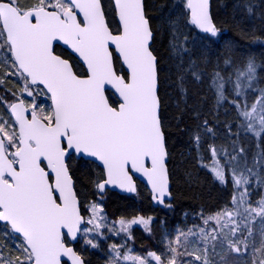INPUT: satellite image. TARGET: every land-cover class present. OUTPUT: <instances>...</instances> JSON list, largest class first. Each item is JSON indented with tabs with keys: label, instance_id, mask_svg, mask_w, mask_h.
I'll use <instances>...</instances> for the list:
<instances>
[{
	"label": "snow or ice",
	"instance_id": "obj_1",
	"mask_svg": "<svg viewBox=\"0 0 264 264\" xmlns=\"http://www.w3.org/2000/svg\"><path fill=\"white\" fill-rule=\"evenodd\" d=\"M240 7L255 14L250 3ZM176 8L200 32L220 34L210 0H183ZM161 29L177 59L173 83L182 104L172 118L179 126L188 109L200 119L199 106L188 102V83H203L205 70L194 60L185 64L188 36L177 19L168 16ZM161 29L153 27L145 0H112L110 7L104 0H0V264H87L77 245L99 248L103 229L127 234L124 243L109 245L108 264H218L216 256L219 264H264V87L257 86L261 65L254 57L233 73L210 74L212 110L224 107L231 117L223 122L227 143L208 144L210 170L221 184L231 182L233 207L202 217L207 228L165 236L163 252L138 255L127 240L133 225L150 233L152 217H121L109 226L100 203L80 199L74 159L99 162L93 183L101 199L109 185L136 192L140 173L152 200L172 207L155 48ZM241 32L264 44V37ZM61 46L67 57L57 53ZM223 64H234L230 54ZM214 119L221 123L218 114ZM205 137H217L207 118L190 137L198 152Z\"/></svg>",
	"mask_w": 264,
	"mask_h": 264
},
{
	"label": "trees",
	"instance_id": "obj_2",
	"mask_svg": "<svg viewBox=\"0 0 264 264\" xmlns=\"http://www.w3.org/2000/svg\"><path fill=\"white\" fill-rule=\"evenodd\" d=\"M183 1V0H182ZM175 0H145L146 12L151 17L153 27L161 29V24L168 16L177 19L179 27L185 23V18L179 16L175 6ZM106 6H111V0H104ZM250 3L254 9V15H249L240 5ZM211 13L214 22L221 29L217 37L201 34L194 26H190L187 41L189 52L184 54V62L196 61L197 65L204 69L203 83L197 84L189 79L188 88L190 93L189 104H197L201 110L200 119L188 109L187 114L177 126V121L172 117L178 115L177 103L182 101L178 95L173 81L176 78L177 59L170 54V35L161 29L155 42L156 52L161 61V76L164 83L161 93L166 103L165 115L168 118V168L171 182L172 200L169 201L171 208L155 207L151 203L150 194L147 188L140 182L137 183V195H123L115 191H107L103 195V203L106 210L113 216L134 217L138 213L147 216H155L162 221V227L171 229L174 226H193L201 217L212 215L225 205H231L233 186L229 181L221 184L214 178L213 172L208 167L211 158L208 151L209 143L226 144L227 137L223 122L230 119V115L225 113L224 107L218 112H214L215 94L210 89V74L214 69L220 70L223 75L233 73L236 68H242L248 57H254L257 64L261 65L257 69V86L264 87V44L253 42L242 38L241 29L244 32L255 33L256 36L264 37V8L262 0H210ZM177 10V11H176ZM184 22V23H183ZM181 29V28H180ZM58 54L65 57L68 52L62 47H57ZM226 54H230L234 64L226 67L223 59ZM205 61H207L205 63ZM235 77L233 76V79ZM227 89L231 90V84ZM251 94V93H250ZM111 100H115L114 95L109 92ZM200 98H204L201 102ZM225 107H230L225 105ZM219 115L221 123H215V116ZM234 115V113H232ZM207 118L216 130L217 137H205L199 152L191 140V135L197 131V125ZM254 147V141H250ZM73 177L76 187L80 193L83 203L91 202L100 196L94 187L93 181L99 173L96 163H86L83 159L72 161ZM254 190L259 191L255 185ZM162 231L157 224L154 225L153 234H146L141 228L133 229V238L140 247L136 250L140 254L148 251L163 252L161 241ZM130 244V243H129ZM161 246V248H160ZM82 250L87 264H103L102 254L97 256L96 250H84V247L77 245Z\"/></svg>",
	"mask_w": 264,
	"mask_h": 264
},
{
	"label": "rangeland",
	"instance_id": "obj_3",
	"mask_svg": "<svg viewBox=\"0 0 264 264\" xmlns=\"http://www.w3.org/2000/svg\"><path fill=\"white\" fill-rule=\"evenodd\" d=\"M183 1L182 0H175V6H176V4L177 3H182ZM177 11V10H176ZM181 11H182V9H178V13H179V16L182 18V20H183V16L180 14L181 13ZM184 23V22H183ZM190 26H192V25H190V24H188L187 23V21L185 20V23L183 24V26L182 27H180L181 28V30L183 31V33H184V35H187L188 33H189V28H190ZM211 162H212V159H209V162H208V164L207 165H209V169H210V166H211ZM233 192H234V190H233ZM97 194H98V192H97ZM134 195H137V194H134ZM98 196H99V194H98ZM98 202V203H100L101 205H102V207H103V209H104V214L106 215V217H107V222H108V225L109 226H111V224H112V222H115V221H118L120 218H121V216L119 217V216H113L112 214H110L107 210H106V208H105V205H104V203H103V200L101 199V198H98V199H94V200H91V202ZM87 203H90V202H86L85 204H87ZM229 207H233V205H230ZM144 216V217H152V222H151V225H150V227H151V232L149 233V232H147V231H145V229H144V227L142 226V225H133V227H132V230H131V233H132V235H133V229L135 228V227H139V229L141 228L146 234H148V235H152L153 234V229H154V225L155 224H157V227H159L160 228V230L162 231V234H161V241H163V239H164V237L165 236H168L169 238H172V237H174L176 234H177V229H180V230H184V231H186L187 229H189V228H192L193 229V231H197L198 229H197V227H194V226H199V227H205V228H207L208 226L207 225H204V223H203V218L201 217L200 219V221H198L195 225H193V226H186V227H182V228H180V227H177V226H174V227H172L170 230L169 229H166V228H164V227H162V225L159 223V222H161L162 220L161 219H158V218H156L155 216L153 217V216H147V215H144L143 213H138L136 216ZM135 217V216H134ZM205 217H207V216H205ZM124 218H128V219H131L130 217H124ZM209 224L210 225H212V224H214V222H209ZM116 227H119V225L117 224L116 225ZM102 231H104L105 232V236L103 237V238H101L100 239V247L99 248H97V249H95L96 250V255L97 256H99V254H102V258H101V261H103V264H108V260H109V245L110 244H112V243H124L125 242V240L127 239V234H125V233H120V235L119 236H115V235H112L110 232H108L107 231V229H103ZM190 239H195V237H190ZM130 243V244H129ZM127 246L128 247H130L131 249H132V251H133V254H138V255H144V254H140L139 252H136L135 251V249L136 250H140V247H138L137 246V243H136V241L134 240V238H133V236H132V239L131 240H127ZM81 247H84L83 246V244H81ZM160 248H161V246H160ZM162 248H164V247H162ZM88 250V252L89 251H92L93 249H91V248H88L87 249ZM162 252V251H161ZM146 253V252H145ZM215 258V260L218 262V264H219V256H216V257H214ZM123 264H130V262H123Z\"/></svg>",
	"mask_w": 264,
	"mask_h": 264
},
{
	"label": "water",
	"instance_id": "obj_4",
	"mask_svg": "<svg viewBox=\"0 0 264 264\" xmlns=\"http://www.w3.org/2000/svg\"><path fill=\"white\" fill-rule=\"evenodd\" d=\"M112 1V0H111ZM210 11H211V8H210ZM199 30V29H198ZM200 32V31H199ZM200 33H202V32H200ZM202 34H206V33H202ZM62 48H64L63 46H61ZM65 49V48H64ZM116 97V96H115ZM117 98V97H116ZM94 163H96L97 165L99 164V162L97 161V162H94ZM167 165H168V161H167ZM169 169V168H168ZM170 178V177H169ZM134 182H135V184H136V191H137V181H139L140 183H142L143 185H145L146 186V188H147V190L149 191V193H150V198H151V189H150V185H148V183H147V180H146V178L145 177H143L140 173H136L135 175H134ZM170 189H171V182H170ZM106 190H110V191H115V192H117V193H119V194H124V195H133V194H135L136 192H128V191H126V190H123V189H120L119 187H116V186H111V185H109V186H107L106 187V189H105V192H106ZM172 200V196H171V198H169L168 200H167V202L168 201H171ZM151 202H152V204L154 205V206H158V207H163L164 205H160V204H158V203H156L154 200H152V198H151ZM69 264H70V262H69Z\"/></svg>",
	"mask_w": 264,
	"mask_h": 264
}]
</instances>
